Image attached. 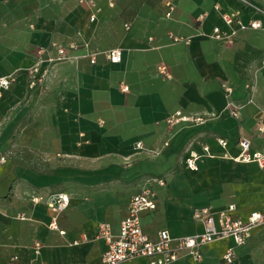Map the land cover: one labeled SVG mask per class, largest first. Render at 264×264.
Instances as JSON below:
<instances>
[{"label":"crops","instance_id":"crops-1","mask_svg":"<svg viewBox=\"0 0 264 264\" xmlns=\"http://www.w3.org/2000/svg\"><path fill=\"white\" fill-rule=\"evenodd\" d=\"M94 1L100 11L91 21L81 0H0V77L13 79L0 97V264H101L107 249L101 225L117 234L131 196L150 176L166 180L156 186L157 209L142 216L152 238L162 229L173 236L201 232L193 218L199 207L235 203L234 215L244 220L264 213V168L234 159L242 135L251 138L252 150H264L257 131L264 121V30L241 28L264 20V0H117L113 7ZM225 12L236 14L231 25ZM215 27L233 42L214 38ZM72 43L78 47L68 50L70 59L30 87L29 68L39 60L46 67L55 44ZM116 47L123 58L111 63L108 53ZM161 63L171 78L159 71ZM176 110L207 120L171 125ZM190 149L203 154L195 171L186 167ZM59 191L70 197L56 216L65 234L49 227L55 213L46 199ZM37 195L42 199L33 202ZM35 240L42 243L38 250ZM232 245L225 238L204 247L201 260L173 264H264V223L225 263Z\"/></svg>","mask_w":264,"mask_h":264},{"label":"built area","instance_id":"built-area-1","mask_svg":"<svg viewBox=\"0 0 264 264\" xmlns=\"http://www.w3.org/2000/svg\"><path fill=\"white\" fill-rule=\"evenodd\" d=\"M117 0H107L108 4L113 7ZM87 4L91 10L90 20L97 19V13L100 8L94 0H81ZM175 6L173 2H167L166 15L171 16ZM226 24L231 25L236 20V14L225 12L222 14ZM127 29L129 24H125ZM249 27L252 29H263L264 20L252 19L247 25L241 23V28ZM212 36L216 39L223 40L226 43L233 42L231 34L224 31L220 27H215ZM174 41H184L189 43V39L179 35L171 34ZM56 55L47 59V66L43 67V60H39L36 64L29 68L30 87L42 85L50 72V68L60 61L70 59L68 54L69 49H76L78 46L74 43L67 46L55 44ZM123 58V50L120 47L113 48L108 53V59L111 63H119ZM91 62H96L95 57L91 58ZM159 71L166 77L171 78L172 74L166 64L158 65ZM13 79L8 76L0 77V97L3 96L5 90L9 89ZM227 94L232 92V87L226 83L223 84ZM128 85H122L121 91H128ZM236 115V112L234 111ZM207 118L203 115L186 114L181 110H176L168 122L171 125H197L205 123ZM257 131L261 137H264V121L257 124ZM218 143L227 147L229 142L226 138L218 137ZM238 145L241 148L240 154L235 157V160L244 162H256L261 168H264V150H252V140L247 135H242L238 139ZM137 147H143L142 142L137 143ZM203 152L211 156L210 147L208 144L202 146ZM186 158V167L195 171L198 168V160L203 154L196 150L190 149ZM4 159V158H3ZM166 180L158 176L147 177L140 191L131 196L128 202V215L122 220L120 229L117 234H114L110 224L104 223L101 225L99 236L107 242V249L102 255L101 264H122L138 258H146L144 264H173L185 258H189L195 262L203 258L204 247L213 244L225 238H231L234 245L229 246L222 256L223 261L232 262L235 258V246L245 244L252 235L253 228L264 223V213L253 212L247 220L241 219L234 215L236 204L231 203L227 207L219 210H213L210 207H199L193 211V218L203 225L201 232L184 235L173 236L169 230L162 229L157 231L156 237H150L143 230L142 216L145 212L153 211L158 207V191L156 186H165ZM42 196H34L33 202H38ZM46 203L48 207L55 213L49 227L58 230L61 234H65L61 230L57 222L56 216L61 211L65 210L70 204V197L66 192L59 191L51 193L47 196ZM21 219L28 217L22 213L19 216ZM84 239H87L85 236ZM78 244L79 241H73ZM42 246L39 240L33 242V248L38 250ZM16 258V257H15ZM45 264V263H31Z\"/></svg>","mask_w":264,"mask_h":264},{"label":"rangeland","instance_id":"rangeland-1","mask_svg":"<svg viewBox=\"0 0 264 264\" xmlns=\"http://www.w3.org/2000/svg\"><path fill=\"white\" fill-rule=\"evenodd\" d=\"M3 158H4V157H2V160H4ZM22 161H24V160L22 159ZM233 261H234V260H233ZM224 262H225V263H231V262H226V261H224Z\"/></svg>","mask_w":264,"mask_h":264}]
</instances>
